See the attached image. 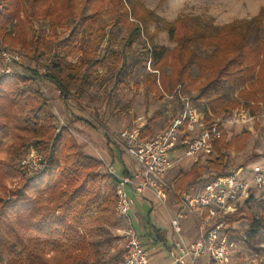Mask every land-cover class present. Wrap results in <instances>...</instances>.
<instances>
[{"label":"trees","instance_id":"16d2710c","mask_svg":"<svg viewBox=\"0 0 264 264\" xmlns=\"http://www.w3.org/2000/svg\"><path fill=\"white\" fill-rule=\"evenodd\" d=\"M0 4L2 43L18 48L22 55L34 60L47 54L51 58L41 66L42 72L26 66L27 76L0 73V252L11 255L8 264H96L91 236L116 220L117 177L107 171L103 160L84 152L67 126L59 127L49 99L35 87L36 79L45 80L60 90L59 96L71 108L69 99L92 85V68L103 65L110 45L116 41L114 30L97 26L103 13L111 16L112 26L127 31L116 51L114 62H121V67L111 94L130 63L146 66L150 61L160 75L148 72L145 84L162 98L164 92L157 79L162 88L167 87L163 68L169 57L172 84L184 87L191 78V67L205 62L197 52L205 47L212 48V53L206 61L209 74L200 78L204 92L234 78L244 82L237 99L212 100L213 112L205 118L207 124L243 105L255 113L264 104V39L256 45L247 42L254 28L264 30V8L252 20L236 19L220 28L203 29L192 38L181 24L164 21L170 39L177 43L174 49L167 50L153 40L156 33H150L149 24L155 16L139 0H0ZM34 19L47 20L48 32L34 29L31 36ZM64 28L67 33L62 34L59 30ZM156 29L159 31V27ZM141 36L150 42H141L137 53L134 47ZM92 37L94 46L89 47ZM75 55L78 58L73 61ZM76 84L79 86L74 91ZM157 117L155 113L147 119L148 132ZM76 119L82 118L72 121ZM249 133L244 130L229 138L223 132L214 141V158L205 164L195 162L188 170L181 169L174 182L175 190L204 181L206 171L216 175L230 172L227 151L235 142L241 148ZM31 145L43 152L45 166L27 175L17 161ZM17 177L21 178L15 180ZM255 200L251 195L238 210L227 214L228 231L243 218L250 222L248 232L257 233L262 228L261 219L243 215L242 208ZM33 236L54 239L50 252L26 247ZM140 236L147 246L167 241L162 228L150 220L144 221ZM18 248L25 249L22 256L16 253ZM120 260L124 261V257Z\"/></svg>","mask_w":264,"mask_h":264},{"label":"rangeland","instance_id":"374dc122","mask_svg":"<svg viewBox=\"0 0 264 264\" xmlns=\"http://www.w3.org/2000/svg\"><path fill=\"white\" fill-rule=\"evenodd\" d=\"M143 7L152 12L155 19L149 24V31L154 35L153 40L160 46L167 50H172L176 47V41L170 39L169 32L165 26V22L181 24L187 28L191 34V38L199 36L203 29L212 30L220 28L225 24L231 23L236 19L252 20L264 8V0H139ZM165 21V22H164ZM98 27H105L107 31L114 30L116 32V41L110 45L107 52V59L101 66H94L92 68L93 82L81 95H76L69 99V108L61 99L58 92L49 90V102L57 116L56 122L59 125L58 115L64 118L67 124L70 125L81 148L85 153L98 157V150L103 154L105 161L116 168L120 172V167L123 160H126L132 169L133 160L125 153H121L118 158L114 160L111 158L107 148L106 137L109 134L118 135L120 131L140 115H143L147 124V119L153 114L158 113V117L154 120L151 132L158 133L164 130L170 122L180 113L181 101L178 98V93L173 97L167 95L174 94L178 86L175 87L169 77L171 71L172 59L169 57L167 66L163 68L166 73L165 81L167 87L162 88L159 78L157 79L158 86L163 90L164 96L161 98L155 95L154 92L147 89L145 84V77L148 72L156 73L158 76L160 72L158 69H153L152 63L147 62V65L136 66L130 63L117 82L119 84L116 91L111 94V90L117 81V74L121 67V62L115 64L116 51L119 48L120 40L126 36V28L112 26L111 16L103 13L97 21ZM95 26V29L96 27ZM159 27V31L156 29ZM34 29H44L48 32L49 23L44 19H34L33 27L30 28V34L33 36ZM62 34L67 33V30L60 29ZM188 34V36H189ZM186 35V37H188ZM145 36L138 38V43L135 44L137 53L139 52V44L142 42L149 43ZM190 37V36H189ZM93 38L89 39V47L93 45ZM264 39V30L262 28H254L249 37L248 44L256 45ZM105 46V43L103 44ZM8 47L21 51L18 48ZM98 49V52L102 51ZM197 52L205 59L202 64H194L190 69L191 78L186 82L184 87H181V93L191 98L194 106L201 112L204 118L212 114L213 109L211 102L216 99L219 102H228L237 99L238 92L244 87L243 80L234 78L227 80L219 87L213 88L204 92V88L200 86V78L209 74L207 70V60L212 53V48H199ZM22 54V53H21ZM24 58V66L40 68L50 61V56L39 57L32 59L31 57ZM78 55L72 59L77 60ZM42 68V67H41ZM2 63L0 59V71ZM246 85V84H245ZM79 84H76L74 91L77 90ZM42 92V88L35 84ZM52 88H55L51 86ZM51 88V89H52ZM48 91V90H47ZM44 95H46L43 92ZM51 99V101H50ZM218 102V103H219ZM81 117V120L72 121L74 118ZM231 120L225 123V120ZM217 120L223 121V132H226L229 138L240 134L242 131H249L247 139L244 141L241 148H237L238 142L233 143V146L227 151L229 169L235 170L239 166H246L248 173L254 166L264 167V104L259 110L252 113L250 109L243 105L238 109H234L231 113L219 115ZM78 121V122H77ZM72 132V133H73ZM148 132V131H147ZM103 134V135H102ZM150 135V134H149ZM89 140V141H88ZM96 148H93L92 145ZM37 149L44 154L37 147L31 145L30 148L21 155L17 161L18 165L24 170L25 174H34L37 171L29 172L26 167L22 165V159L27 158L31 154V150ZM180 148L172 151V156H178ZM174 152H176L174 154ZM100 159V158H99ZM192 158L184 157L181 162L183 164H190ZM104 162V161H103ZM176 163H180L177 161ZM43 167L38 169H43ZM186 165L173 167L168 176L176 172L178 168ZM104 167L106 168L105 164ZM105 168H101L104 172ZM107 169V168H106ZM129 169V170H130ZM108 171V170H107ZM131 171V170H130ZM207 172V171H206ZM207 175V173L205 174ZM17 177L15 180H19ZM12 186V185H10ZM260 194L262 193L259 192ZM168 209L174 213L175 206L171 197L168 199ZM116 209V204H115ZM239 209V208H238ZM243 215L249 217L253 215L257 219L262 220V228L257 233L248 232L247 228L250 225L248 219H241L235 221L228 231V236L235 241L234 253L230 261L226 264H264V196L255 201H250L247 206L243 207ZM263 216V217H262ZM129 217L136 232L140 235L142 233V222L150 220L153 225L162 228L163 234L173 242L176 236L170 223L169 215L161 201L154 197H148L145 200L136 199L135 205L129 212ZM184 232L192 237L197 235L198 220L197 218L182 219ZM129 226L118 215L116 210V220L114 223L106 224L97 230L91 236V250L96 254V264H123L120 258L125 256V232ZM143 241V239H142ZM54 239L46 240L45 238L33 236L27 241L26 247L42 249L50 252ZM144 243V241H143ZM147 246V244H145ZM149 247V244H148ZM24 248H18L17 254L22 256ZM11 261V255L0 252V264H8ZM197 264H215L214 262H206L202 258L197 259Z\"/></svg>","mask_w":264,"mask_h":264},{"label":"built area","instance_id":"2783aa9c","mask_svg":"<svg viewBox=\"0 0 264 264\" xmlns=\"http://www.w3.org/2000/svg\"><path fill=\"white\" fill-rule=\"evenodd\" d=\"M2 7L3 4H0V12ZM0 59V73L29 75L24 66L23 55L3 44L1 39ZM39 70L42 72L44 68ZM35 82L46 96L50 97L49 90L60 95V90L52 88L45 80L36 79ZM181 87L178 85L174 94L167 95L173 97L178 93L181 111L164 130L151 136L146 135L147 124L144 116L140 115L118 135H109L111 143L133 160V169L128 174L120 173L108 165L100 150L92 145L96 148L98 157L104 161L108 172L118 179L116 210L129 226L125 232L123 264H152L150 252L129 217L137 197L151 194L162 202L169 215L176 236L173 241L172 262L169 264H197L199 258L208 263L226 264L230 261L236 245L228 236L227 214L238 210L251 195L256 199L262 197V194L264 196V167L254 166L247 173L246 166H239L225 174H210L204 181L190 186L180 194L179 201H176L177 212L171 213L167 203L172 186L167 175L175 164L172 151L182 148L185 155L193 157L195 161L205 156H214V141L222 136L224 126V122L220 120L207 124L191 98L181 93ZM57 115L59 127L67 126L73 132L61 114L57 112ZM225 121L228 123L231 120ZM43 163V155L37 149L31 150L30 156L22 159V165L29 172L38 171ZM197 215L205 223L199 227L196 237L188 241L181 221Z\"/></svg>","mask_w":264,"mask_h":264},{"label":"crops","instance_id":"0c3cea01","mask_svg":"<svg viewBox=\"0 0 264 264\" xmlns=\"http://www.w3.org/2000/svg\"><path fill=\"white\" fill-rule=\"evenodd\" d=\"M148 131V128L146 127V135H148V136H151L152 134H154V133H152V132H147ZM150 134V135H149ZM103 135V134H102ZM106 142H107V148H108V152H109V155L111 156V158L114 160L115 158H118L119 157V155H120V152L121 153H123V150H121L120 148H118V147H116L115 145H113L112 143H111V141L109 140V134L107 135V137H106ZM89 141V140H88ZM94 145V144H93ZM95 146V145H94ZM176 152H174V154H175ZM123 154H125V153H123ZM178 156H175L174 155V160H175V164H174V168L175 167H178V166H180V165H182V166H184V165H186L185 167H180V168H178V170L176 171V172H173V173H171L169 176L167 175V179L169 180V182H170V184H171V186H172V192L170 193V197L172 198V200L174 201V206H175V210H174V212L176 213L177 212V205H176V201H179V196H180V194L182 193V192H184L185 190H187V189H189L190 187H188L187 189H185V190H180V191H177V190H175V188H174V182H175V179H176V176H177V174H178V172L181 170V169H183V170H188L192 165H193V163H195V162H200V163H203V164H205L206 163V161L208 160V159H212V158H214V156H211V157H208V156H205V157H202L199 161H195L194 159H193V157H191L192 158V160H191V162H190V164H183L182 162H181V160H182V158H184V157H190V156H186L185 155V153H184V151H183V149L182 148H180V150H179V152H178ZM103 155V154H102ZM131 158V157H130ZM105 159V158H104ZM132 159V158H131ZM177 161H179L180 163H176ZM108 164V163H107ZM109 165V164H108ZM114 166V165H113ZM172 167V168H173ZM131 167L129 166V164H128V162L126 161V160H123V164L121 165V167H120V170H127V171H130V170H132L133 169V163H132V169H130ZM171 168V169H172ZM130 169V170H129ZM207 173V175H205ZM212 173V171L211 172H205V174L203 175V177L204 178H207L208 177V175H210ZM195 184V183H194ZM193 185V184H192ZM191 185V186H192ZM151 196V194H149V193H146V194H144L142 197H137V198H139V199H141V200H145V199H147L148 197H150ZM152 197V196H151ZM136 198V199H137ZM136 202V201H135ZM135 205V204H134ZM133 205V206H134ZM133 206H132V208H133ZM131 208V209H132ZM174 214V213H173ZM191 218H194V216H190ZM195 218H197V220H198V222H199V224H198V227H197V233H198V230H199V227L200 226H202L204 223H205V221L203 220V218L202 217H200L199 215H197ZM143 223H144V221L142 222V225H143ZM186 238H187V240L188 241H190V240H192V239H194L196 236H194V237H192L191 235H189L187 232H186ZM166 242L165 243H153V244H149V247L148 246H146V248H148V250H149V252H150V256H151V260H152V264H169V263H171L172 262V250H173V242H170L169 241V239L166 237ZM173 241H174V239H173ZM187 264H191V263H187Z\"/></svg>","mask_w":264,"mask_h":264},{"label":"bare ground","instance_id":"6f19581e","mask_svg":"<svg viewBox=\"0 0 264 264\" xmlns=\"http://www.w3.org/2000/svg\"><path fill=\"white\" fill-rule=\"evenodd\" d=\"M109 140H110V138H109ZM125 259V258H124ZM124 262V261H123Z\"/></svg>","mask_w":264,"mask_h":264}]
</instances>
